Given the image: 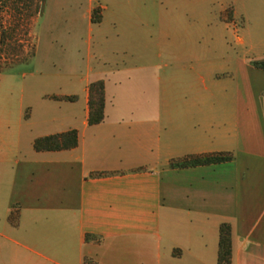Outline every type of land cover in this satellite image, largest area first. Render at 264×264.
Segmentation results:
<instances>
[{
  "label": "crops",
  "instance_id": "0c3cea01",
  "mask_svg": "<svg viewBox=\"0 0 264 264\" xmlns=\"http://www.w3.org/2000/svg\"><path fill=\"white\" fill-rule=\"evenodd\" d=\"M251 59L264 54L220 101L217 87L170 99L164 84L154 99L147 65H112L76 99L57 98L70 103L44 134L75 128L76 145L35 149L33 137L11 154L0 137V264H219L223 221L231 264H264V66ZM97 78L104 116L89 123ZM215 152L229 157L171 164Z\"/></svg>",
  "mask_w": 264,
  "mask_h": 264
},
{
  "label": "rangeland",
  "instance_id": "374dc122",
  "mask_svg": "<svg viewBox=\"0 0 264 264\" xmlns=\"http://www.w3.org/2000/svg\"><path fill=\"white\" fill-rule=\"evenodd\" d=\"M261 54L264 0H0V137L11 154L30 149L61 127L70 102L51 96L82 95L84 78L112 65H147L154 99L164 84L170 99L217 87L220 101Z\"/></svg>",
  "mask_w": 264,
  "mask_h": 264
},
{
  "label": "trees",
  "instance_id": "16d2710c",
  "mask_svg": "<svg viewBox=\"0 0 264 264\" xmlns=\"http://www.w3.org/2000/svg\"><path fill=\"white\" fill-rule=\"evenodd\" d=\"M91 19L98 21L100 19V12L98 8L94 7L91 13ZM254 64L264 66V61H254ZM88 91V122L97 123L102 120L104 116V81L102 78L91 80L87 83ZM55 98L76 99V94H61L52 95ZM77 143V130L70 128L61 132L49 133L36 136L32 145L35 149H51L72 147ZM229 157L228 155L215 152L207 154H197L183 157L176 161H172V165L187 166L198 163H209L223 160ZM217 262L219 264H231V227L229 222L223 221L218 227V248H217Z\"/></svg>",
  "mask_w": 264,
  "mask_h": 264
}]
</instances>
